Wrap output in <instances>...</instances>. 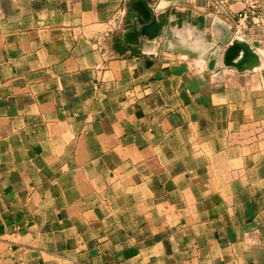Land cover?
I'll return each mask as SVG.
<instances>
[{"label":"crops","instance_id":"0c3cea01","mask_svg":"<svg viewBox=\"0 0 264 264\" xmlns=\"http://www.w3.org/2000/svg\"><path fill=\"white\" fill-rule=\"evenodd\" d=\"M217 1L0 0V264H264V37L210 70Z\"/></svg>","mask_w":264,"mask_h":264},{"label":"water","instance_id":"95a60500","mask_svg":"<svg viewBox=\"0 0 264 264\" xmlns=\"http://www.w3.org/2000/svg\"><path fill=\"white\" fill-rule=\"evenodd\" d=\"M133 9L138 15L127 16L125 29L122 33L124 42L130 46L139 47L140 38L153 40L163 35L164 32L155 19H152L151 12L143 1L134 3ZM169 33L166 32V35ZM252 46L243 40L235 39L222 54L213 51L206 56L209 69L211 70L222 63L223 67L233 68L238 73L253 71L260 66V59L253 49L259 46L258 43L254 42Z\"/></svg>","mask_w":264,"mask_h":264},{"label":"built area","instance_id":"2783aa9c","mask_svg":"<svg viewBox=\"0 0 264 264\" xmlns=\"http://www.w3.org/2000/svg\"><path fill=\"white\" fill-rule=\"evenodd\" d=\"M231 1L243 5V9L240 12L234 14V31L237 35V39L243 40L242 38L244 37V31L248 28H253L255 30L254 35L257 37L255 42H257L259 45V43L263 41L264 37V8H262L263 0ZM211 2L214 3V0H211ZM217 5L218 12H221L223 15H228V13L230 14L228 5L224 0L217 1Z\"/></svg>","mask_w":264,"mask_h":264}]
</instances>
